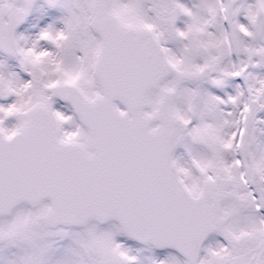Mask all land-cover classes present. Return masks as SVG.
<instances>
[{
  "label": "snow or ice",
  "instance_id": "snow-or-ice-1",
  "mask_svg": "<svg viewBox=\"0 0 264 264\" xmlns=\"http://www.w3.org/2000/svg\"><path fill=\"white\" fill-rule=\"evenodd\" d=\"M0 264H264V0H0Z\"/></svg>",
  "mask_w": 264,
  "mask_h": 264
}]
</instances>
